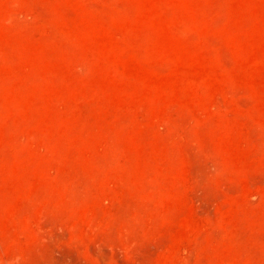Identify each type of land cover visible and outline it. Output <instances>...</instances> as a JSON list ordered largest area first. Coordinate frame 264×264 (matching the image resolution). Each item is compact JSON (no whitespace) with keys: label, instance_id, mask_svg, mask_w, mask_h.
Wrapping results in <instances>:
<instances>
[{"label":"rangeland","instance_id":"obj_1","mask_svg":"<svg viewBox=\"0 0 264 264\" xmlns=\"http://www.w3.org/2000/svg\"><path fill=\"white\" fill-rule=\"evenodd\" d=\"M0 264H264V0H0Z\"/></svg>","mask_w":264,"mask_h":264}]
</instances>
